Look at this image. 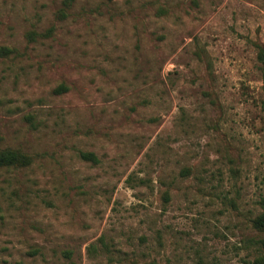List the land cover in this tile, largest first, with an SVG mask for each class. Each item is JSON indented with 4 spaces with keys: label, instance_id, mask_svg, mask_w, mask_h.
Segmentation results:
<instances>
[{
    "label": "rangeland",
    "instance_id": "1",
    "mask_svg": "<svg viewBox=\"0 0 264 264\" xmlns=\"http://www.w3.org/2000/svg\"><path fill=\"white\" fill-rule=\"evenodd\" d=\"M259 44L264 0H0V264H249Z\"/></svg>",
    "mask_w": 264,
    "mask_h": 264
},
{
    "label": "trees",
    "instance_id": "2",
    "mask_svg": "<svg viewBox=\"0 0 264 264\" xmlns=\"http://www.w3.org/2000/svg\"><path fill=\"white\" fill-rule=\"evenodd\" d=\"M49 31L45 33H38L34 30L27 33L29 40H35L37 37H43L47 35ZM258 47V60L262 63L261 69L264 75V44L257 45ZM14 53L18 55V50L14 47L0 46V55H9ZM83 158H90L96 160L92 153H82ZM33 158L30 154L22 152L12 148H0V167H24L32 162ZM261 210L252 218L251 226L256 231V237L252 238L253 244L256 246V255L249 262V264H264V196L259 200Z\"/></svg>",
    "mask_w": 264,
    "mask_h": 264
}]
</instances>
